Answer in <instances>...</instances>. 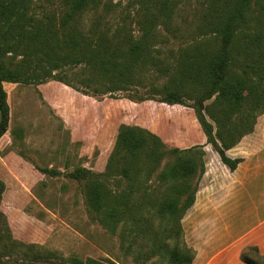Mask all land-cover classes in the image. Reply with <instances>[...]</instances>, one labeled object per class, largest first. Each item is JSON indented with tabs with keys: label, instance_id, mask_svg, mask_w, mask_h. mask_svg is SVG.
I'll return each instance as SVG.
<instances>
[{
	"label": "trees",
	"instance_id": "1",
	"mask_svg": "<svg viewBox=\"0 0 264 264\" xmlns=\"http://www.w3.org/2000/svg\"><path fill=\"white\" fill-rule=\"evenodd\" d=\"M140 30L126 17L112 27V0H62L60 14L42 13L32 0H0V139L9 125L4 84L64 83L59 73L81 68L79 80L94 94H113L140 86L144 75L161 70L158 25L172 27L179 0H132ZM197 39L182 49L170 80L159 88L160 103L193 102L206 138L204 145L169 148L139 126L121 125L104 171L78 167L65 176L76 181L91 219L135 264H193L196 252L184 238L182 220L194 205L205 173L209 144L231 172L241 159L226 152L251 134L264 114V0H201ZM192 44V45H191ZM20 57L12 65L3 58ZM78 75V73H76ZM190 87V91H184ZM155 90L158 88L154 87ZM58 176L59 172L43 169ZM115 180L120 187L111 189ZM5 185L0 181V202ZM6 222L0 211V264H106L87 258L66 259L47 249L12 241L4 245ZM14 256H19L16 258ZM243 264H264L257 247H245Z\"/></svg>",
	"mask_w": 264,
	"mask_h": 264
},
{
	"label": "rangeland",
	"instance_id": "2",
	"mask_svg": "<svg viewBox=\"0 0 264 264\" xmlns=\"http://www.w3.org/2000/svg\"><path fill=\"white\" fill-rule=\"evenodd\" d=\"M32 1L31 6L39 7L36 9L39 17L42 13L59 15L62 9V0ZM112 2L117 5L109 16L112 27L126 17L129 28L137 34L140 27L136 22L140 16L135 15L132 0ZM200 5L201 0H179L172 27L158 25L161 39L167 42H160L154 48L158 49L160 69L165 73L152 71L142 76L140 86L113 94H94L80 84L79 80L86 77L85 73L81 74V68L59 73L76 89L50 78L38 85L4 84L10 116L7 131L0 139V181L5 185L0 202L6 222V230L1 232L4 245H12V241L23 245L17 250L20 253L26 251L24 246L33 245L66 259L135 264L130 257L122 255L118 236L109 235L91 219L80 185L65 175L78 167L103 172L121 125L148 129L169 148L205 144L193 102L183 98L184 105H167L159 102L163 96L158 94L159 88L173 76L182 49L201 39ZM19 59L7 55L3 63L14 65ZM184 91H190V87ZM203 149L206 162L210 155L217 156L211 145L206 144ZM43 169L56 170L59 175H47ZM214 174L207 186L210 188L213 183L215 189L210 195L217 198L218 177L225 180L226 176L218 169ZM202 182L203 177L199 183L200 202ZM108 184L111 189L120 187L115 180ZM219 219L194 224L186 214L182 220L184 238L190 247L199 250L204 249L201 246L208 239L213 240L210 253L227 249L217 264H234V248L229 251V247L253 227L255 219L246 222ZM244 248L239 250L238 264H243L240 255Z\"/></svg>",
	"mask_w": 264,
	"mask_h": 264
},
{
	"label": "crops",
	"instance_id": "3",
	"mask_svg": "<svg viewBox=\"0 0 264 264\" xmlns=\"http://www.w3.org/2000/svg\"><path fill=\"white\" fill-rule=\"evenodd\" d=\"M231 159H241L237 168L230 171L223 165L218 155H210L205 165V173L201 190L198 189L194 205L187 212L189 221L194 224L204 220L219 221V218H230L235 222H246L255 219L253 227L240 240L229 247L234 248L232 259L238 264L239 250L248 247H257L259 254L264 258V114L254 127V131L244 136L240 142L226 152ZM218 169L225 172V180L219 178V197H212L215 187L207 184L215 176ZM214 193V192H213ZM211 194V195H210ZM226 197L222 199V195ZM234 222V223H235ZM213 241V240H212ZM212 241H206L203 250L194 246L196 252L193 264H217L218 258L227 252V249L210 253ZM210 248V249H209Z\"/></svg>",
	"mask_w": 264,
	"mask_h": 264
}]
</instances>
